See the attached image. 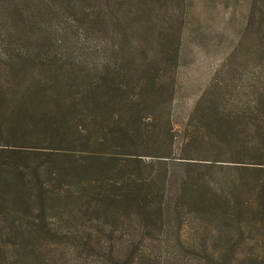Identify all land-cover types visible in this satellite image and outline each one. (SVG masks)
<instances>
[{
    "label": "trees",
    "instance_id": "trees-1",
    "mask_svg": "<svg viewBox=\"0 0 264 264\" xmlns=\"http://www.w3.org/2000/svg\"><path fill=\"white\" fill-rule=\"evenodd\" d=\"M153 2L166 0H0V264L264 263V5L254 68L223 60L184 155L147 158L154 129L177 133L162 119L176 82L134 77L114 51L141 34L146 5L151 28L166 23Z\"/></svg>",
    "mask_w": 264,
    "mask_h": 264
},
{
    "label": "rangeland",
    "instance_id": "rangeland-1",
    "mask_svg": "<svg viewBox=\"0 0 264 264\" xmlns=\"http://www.w3.org/2000/svg\"><path fill=\"white\" fill-rule=\"evenodd\" d=\"M136 1L138 0H125L126 8L130 10V4L136 3ZM260 5H264V0H166L165 3L155 2L153 9L159 15H161L160 10L169 7L161 15L162 21H166V23L158 27L154 25L152 28L151 23H147L146 12H153V10L150 11L151 8L146 5L143 10L145 23L139 26L141 34L131 37L132 42L125 50L122 51L118 48L114 53L119 58L130 59L128 68L134 77L140 76L143 69H161L164 72L168 71V74L176 82L171 104L166 102L170 97L169 89L161 92L163 96H161V100L170 104L162 119L164 123L168 121L177 133L171 139L157 134L154 129L153 134L149 136L151 149L147 150V154L150 155L147 158H156L155 155L158 154H165L170 158L184 155L177 152L185 140L182 131L190 129L195 124V121L188 119V114L194 101L209 79L216 74L223 60H229L233 69L236 67V73H239L246 64L241 75H248L254 68V62L258 58L257 47L264 43L261 44L262 41L258 39V27L254 26V22H258L260 18ZM133 9L135 7L131 8V10ZM66 13L56 20L57 27L69 26L71 19ZM157 28V33H161V35L154 36L153 31ZM170 28L173 33H178L181 37L178 48L174 44L176 38L173 36L169 38ZM164 39L170 41L174 39V43L167 46L169 50L163 47L162 40ZM134 46L136 47V58H126V53ZM174 49L179 52V58L168 60L167 57L174 53ZM85 61H89V58H86ZM122 111L120 113L126 115L127 109ZM156 112L152 110L148 114L152 120L151 124H155L157 121L153 115ZM162 119H159L160 123L163 122ZM144 122H148V119H145ZM178 133L179 135H177Z\"/></svg>",
    "mask_w": 264,
    "mask_h": 264
}]
</instances>
